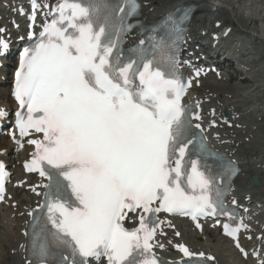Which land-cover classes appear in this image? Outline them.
Segmentation results:
<instances>
[{
  "label": "snow or ice",
  "instance_id": "1",
  "mask_svg": "<svg viewBox=\"0 0 264 264\" xmlns=\"http://www.w3.org/2000/svg\"><path fill=\"white\" fill-rule=\"evenodd\" d=\"M32 5L34 23L40 5ZM139 9L138 0H57L51 21L20 53L14 96L25 111L16 113V126L21 136L43 133L28 140L36 151L25 168L48 181L43 203L28 213V264H161L150 243L164 223L160 212L190 217L198 229L200 218L226 216L223 232L248 255L238 239L247 225H233L223 203L240 169L193 123L201 120L199 103H182L194 81L182 78L176 42L141 40L135 59H121ZM5 33L0 28V56L10 47ZM6 175L0 162V201ZM137 208L150 216L129 230L124 210ZM175 247L185 259L172 264L215 259Z\"/></svg>",
  "mask_w": 264,
  "mask_h": 264
},
{
  "label": "bare ground",
  "instance_id": "2",
  "mask_svg": "<svg viewBox=\"0 0 264 264\" xmlns=\"http://www.w3.org/2000/svg\"><path fill=\"white\" fill-rule=\"evenodd\" d=\"M8 3L11 0H3ZM146 4L142 11V20L152 21L154 18L168 10L172 5L192 2L196 6V12L192 18L191 31H201L208 29L211 21L234 23L239 29L241 21L237 19L239 11L238 5L242 0H234L233 7L225 10L215 7L214 0H143ZM210 19H212L210 21ZM210 21V22H208ZM213 22V23H214ZM229 24V23H228ZM231 25V24H229ZM233 35H236L234 32ZM257 71L264 70V64L256 65ZM250 84L238 86L237 84H228L225 79L217 80L211 76H207L201 85L194 89L195 98L199 100V105L206 117L209 114L219 115L222 118L221 110L227 112V121H232L233 126L239 123L236 128L223 129L217 128L215 144L222 147L225 151L234 152V158L239 161L242 168L241 175L235 180L236 201L240 202L245 198L250 200L252 204H245L244 210L250 217L248 225V233H252V240L257 243L259 256L255 260H243L231 249V247L221 239L219 235H212V239L208 235L202 243H197V237L191 233L183 225L177 223L180 230V237H173V230L170 227L165 228V236L162 237L165 243V252L172 254L174 252L175 242H184L191 251L196 253L204 252L207 256L212 255L215 259L213 264H256L262 259L264 252V108H258L255 111H247L236 101V95L250 86L253 81L247 75ZM260 93L259 98L264 101V91L257 90ZM1 102L6 105L8 93L0 94ZM211 108L214 111L211 112ZM241 116L242 120L237 117ZM225 124V123H223ZM222 124V125H223ZM234 146V148H232ZM229 147H231L229 149ZM0 152L7 153L9 164L24 160L22 152L15 151V147L8 144L4 139L0 144ZM14 175L17 180H22L23 176L19 174L18 167H14ZM256 175L261 182L260 187L252 185L249 177ZM33 181L30 184H33ZM28 184V185H30ZM32 186V185H30ZM38 189L39 188H35ZM35 196L29 192L27 187L22 189H12L6 195L5 201L0 204V264H26V239L24 230L28 217L26 212L34 202ZM250 206V208H249ZM171 226L172 222L164 223ZM208 233H214L207 230ZM261 233V239L257 240V235ZM171 241V243H169ZM23 245V247H22ZM255 251V250H254Z\"/></svg>",
  "mask_w": 264,
  "mask_h": 264
},
{
  "label": "clouds",
  "instance_id": "3",
  "mask_svg": "<svg viewBox=\"0 0 264 264\" xmlns=\"http://www.w3.org/2000/svg\"><path fill=\"white\" fill-rule=\"evenodd\" d=\"M234 0H214V6L228 10L233 7ZM237 19L241 21L232 48L237 64L253 83L236 95L237 103L247 111L264 108V101L257 91H264V74H258L257 61L264 55V0H242L237 6Z\"/></svg>",
  "mask_w": 264,
  "mask_h": 264
}]
</instances>
